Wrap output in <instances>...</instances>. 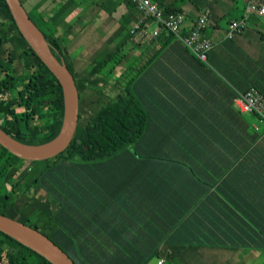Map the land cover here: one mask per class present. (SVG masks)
<instances>
[{"label":"trees","instance_id":"1","mask_svg":"<svg viewBox=\"0 0 264 264\" xmlns=\"http://www.w3.org/2000/svg\"><path fill=\"white\" fill-rule=\"evenodd\" d=\"M126 1L129 11L134 9ZM257 1L264 4V0ZM163 11L183 13L180 7ZM36 27L53 56L64 63L67 49L61 36L41 24ZM172 39L162 32L155 40L161 49ZM123 47L120 42L94 62L81 80L64 63L79 94L77 128L65 151L41 162L44 166L37 176H28L27 167L23 172V167L13 165L15 161L32 162L20 160L0 146V178L9 185V192L0 193V214L14 221L19 218V223L44 235L74 264H148L151 260L157 264L159 258L174 264L177 254L206 248L264 251V224L257 223L255 215L263 216L264 221V173L254 176V165L237 163L236 167L232 163L235 158H250L251 144L264 139V131L240 129L241 114L228 125V132L181 134L184 144L196 147L181 150L187 156L184 160L171 158L184 174L177 176L179 181L170 180L167 197L157 198L158 202L154 196L145 198L153 208L149 206L147 215L133 211L131 200L136 198L125 190L127 177L94 176L99 172L95 166L126 151L148 127L147 109L131 85L117 86L115 91L109 83H101L122 61ZM27 54L33 61L20 63ZM109 62L114 64L107 67ZM63 118L64 98L58 80L25 42L6 1L0 0V129L18 143L41 145L57 137ZM216 130H220L218 122ZM212 147L215 154L231 148L236 156L234 160L219 158L211 155ZM233 170L234 175L244 170L243 176L238 180L228 176ZM119 202L130 210L118 206L120 212L113 213L112 204ZM25 251L36 258L30 260ZM0 264L50 263L0 232Z\"/></svg>","mask_w":264,"mask_h":264},{"label":"crops","instance_id":"2","mask_svg":"<svg viewBox=\"0 0 264 264\" xmlns=\"http://www.w3.org/2000/svg\"><path fill=\"white\" fill-rule=\"evenodd\" d=\"M152 1L162 9L182 8L185 26L190 25L204 9L210 11L212 23L202 32L204 38L212 43L207 65L196 61L174 38L161 49L158 40L147 45L134 44L127 35L138 20V11L135 7L129 11L126 0H85L83 4L76 0L24 2L43 27L59 34L62 42H66L67 53L63 60L70 64L73 74L80 80L94 62L102 59L120 42L124 43L120 53L122 61L110 73L111 79L107 77L106 82L101 83H109L115 91L117 86L131 85L132 91L147 109L148 127L144 135L126 151L104 161L98 168L95 166L99 172L94 176L127 177L125 190L129 191V196L136 198L131 200L135 205L133 211H142L145 215L149 206L153 209L145 198L154 196L155 202H158L157 198L167 197V188L172 186L168 185L170 180L173 178L179 181L177 176L184 174L177 167V160H171L186 159L187 156L181 150L196 147V144H184L181 134L228 132V125L236 119L237 114L243 118L242 124H238L240 129L247 132L252 129L264 131V125L254 115L239 113L234 102L238 91L244 92L250 88L264 97V17H251L244 31L228 39L229 22L240 17L247 0H244L240 14L222 26L218 23L220 16L215 18L213 15L215 0L207 3L205 0ZM228 1L232 5L233 0ZM74 16L85 23L75 27L69 24L66 27L71 21L69 17L73 20ZM153 27L150 25V29ZM116 38H121L117 44L114 43ZM216 122L220 130H216ZM251 148L250 158L246 156L238 161L235 158L236 151L231 148L215 154L212 147L211 155L224 159L235 158L232 163L236 165H254L253 175L262 176L264 139H256ZM243 171H237L238 174L234 175L236 170H233L228 176H236L238 180L243 176ZM118 206L121 210H130L119 202L118 205L112 204L111 211L120 212L116 209ZM259 207V203H256L255 209ZM255 215L257 223L263 226V216ZM174 259V264H264V251L192 250L184 255L177 254Z\"/></svg>","mask_w":264,"mask_h":264},{"label":"water","instance_id":"3","mask_svg":"<svg viewBox=\"0 0 264 264\" xmlns=\"http://www.w3.org/2000/svg\"><path fill=\"white\" fill-rule=\"evenodd\" d=\"M5 1L25 42L58 80L64 98V118L59 134L48 143L24 145L6 136L0 129V146L23 161H45L61 154L69 146L77 128L79 94L73 76L66 69L65 64L53 56L42 33L22 7L20 0ZM0 232L50 264H74L64 252L44 235L1 214Z\"/></svg>","mask_w":264,"mask_h":264},{"label":"built area","instance_id":"4","mask_svg":"<svg viewBox=\"0 0 264 264\" xmlns=\"http://www.w3.org/2000/svg\"><path fill=\"white\" fill-rule=\"evenodd\" d=\"M129 1L139 13L138 20L129 31L130 39L134 44H150L162 32H165L180 42L198 61L206 62L212 43L202 37L201 33L211 23L209 11L204 10L193 22L194 24L185 26L183 15L164 14L163 9L152 0ZM253 16L264 17V4L257 0H249L244 15L229 23L227 38L232 39L244 31ZM150 25H154L153 29H150ZM235 103L241 112L255 114L264 122V99L256 90L250 89L245 93H237ZM157 264H165L164 258H159Z\"/></svg>","mask_w":264,"mask_h":264},{"label":"rangeland","instance_id":"5","mask_svg":"<svg viewBox=\"0 0 264 264\" xmlns=\"http://www.w3.org/2000/svg\"><path fill=\"white\" fill-rule=\"evenodd\" d=\"M20 1L23 3L24 10L26 11V13H29L28 15L31 16V18L34 21L35 25L39 26L41 24V22L37 21V18H35V16L31 13L30 7L28 5H26V4H24L25 0H20ZM76 1L78 3H82V4L85 2V0H76ZM184 1H186V0H184ZM208 1H210V0H205L206 3ZM243 3H244V0H234V1H232V5H231V3L228 0H215L214 5L212 6L213 7L212 10L214 11L213 15H214L215 18H218V16H220L218 18L219 25H221V26L225 25L227 20H229L230 18H232V17L236 16L237 14H239L242 11ZM69 20H71V21H69L67 23L66 27L69 24L75 27L77 25H81V24L85 23L84 20H81V19L77 20L76 16H74L73 20H72V17H69ZM232 20H234V19H232ZM120 39L121 38H116L114 43L117 44L120 41ZM17 42H18V46H19V43L21 44L20 40H17ZM62 44L66 45V42H63ZM19 52H20V50L18 49L17 53H19ZM23 61L24 62H32L33 61L32 55H30V54L24 55L22 60H20V63H22ZM113 64H114V62H109L107 64V67H110ZM108 78L111 79L110 76H108ZM76 80H78L77 77H76ZM105 92L107 93L108 91H105ZM105 99H106V97H105ZM97 102H99V100ZM99 105H101V104H99ZM41 162L42 161H40V162H32L31 164H27V163H24V162L15 161L13 165L14 166L20 165L21 167H23V172H24V169L27 167L28 176H37L39 174V172L41 171V169L43 168V166H44L43 165L44 163H41ZM4 192L5 193L9 192V185H5L3 183V181H2V179L0 178V193H4ZM11 201H12V199H11ZM15 221L20 222L21 220L19 218H15ZM206 250L210 251L211 249L206 248V249L201 250V252L202 251L206 252ZM25 254L28 255V258L30 260H33L34 258H36V256L34 254L30 255L26 251H25ZM148 264H156V261L155 260H151Z\"/></svg>","mask_w":264,"mask_h":264}]
</instances>
